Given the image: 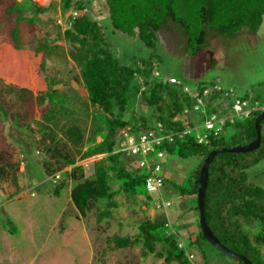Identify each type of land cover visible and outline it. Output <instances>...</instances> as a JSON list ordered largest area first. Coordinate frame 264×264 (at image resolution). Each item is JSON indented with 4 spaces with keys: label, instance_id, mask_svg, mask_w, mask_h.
<instances>
[{
    "label": "trees",
    "instance_id": "trees-1",
    "mask_svg": "<svg viewBox=\"0 0 264 264\" xmlns=\"http://www.w3.org/2000/svg\"><path fill=\"white\" fill-rule=\"evenodd\" d=\"M10 1L6 11L16 14L17 25L12 30L13 44L0 45V78L22 90L39 92L43 102H50L48 120L58 118L57 109L69 118L74 113L68 105L71 99L56 87L58 80L46 73L52 53L51 42L47 37L42 38L39 46L31 49L23 48L20 44L18 26L26 19L24 11L30 9L34 14H39L45 10L44 7L33 0H23L31 2L29 6H24L23 1ZM93 1L61 0L60 3L62 19L67 25L60 37L75 45L73 56L81 65L83 87L87 90L89 103L96 107V112L88 115L92 117L93 135L87 138L80 124H69L65 130L67 150L63 153L57 147L60 143L52 146V139L46 151L51 154L56 167L52 169L45 162V168L51 176L56 171H62L63 179L61 176L56 181L55 195L73 182L70 196L82 218L87 211L103 204L97 218L101 221L112 217L114 209L118 208L116 197L119 192H125L130 197L145 195L147 200L150 199L145 186V178L150 170H129V155L118 151L122 129L129 128L130 133L138 135L151 129L159 130L161 124V133L172 134V139L164 140L157 149L183 158L197 156L199 164L189 177L188 190L195 195L200 186L201 167L210 151L245 145L257 137L255 121L262 111L254 107L256 102L264 104V96L241 97L233 95V89L232 96L225 95L230 89L221 87L218 81L201 83L193 93L181 82L163 79L156 68L161 62L157 32L173 29L184 52L196 56L199 51L208 48L215 38H234L243 29L256 34L263 22L264 0H105L111 28L138 38L150 49L148 56L134 55L128 63L116 56L106 26L90 14L88 7ZM74 11H79V14L74 16ZM28 20L34 22L33 18ZM217 86L221 89H217ZM205 90L208 91L205 93ZM199 99L201 107L196 109ZM236 99L245 101L246 108L251 109L248 116L231 117ZM138 100L145 101L151 112L137 117L131 112V117L127 119L126 113L133 110ZM200 108H203L206 120L208 112L218 115L217 118L225 117L224 124L220 126L217 122L210 130L203 126V132L193 134L190 130L194 128V123L188 119V127L185 126L181 116ZM11 110L0 95V115L10 118L13 114ZM219 126L220 130L217 131ZM204 133L206 137L199 142L198 136ZM46 134L50 137L48 131ZM98 136L101 140L97 139ZM84 146L82 158L105 154L95 161L96 169L90 176H86L84 165L78 164L72 151ZM262 160L264 120L261 121V143L257 149L215 155L209 167L205 197L206 218L213 233L228 248L251 259L253 264H264V187L250 178L247 170ZM6 164L12 167L7 153L3 151L0 155V178L7 174ZM65 166L71 168L64 170ZM114 183H120L118 189L114 188ZM146 206L149 211L138 224L135 236L115 235L110 241L120 248L142 244L144 258L155 255L166 264H195L189 246L193 243L202 246L203 242L210 244L204 238L199 223L194 238L186 244L180 239L179 231L169 230L165 223L156 220L150 213L153 207L150 204ZM195 209L198 210V206ZM251 222L258 226L255 233L249 230L250 226L247 227ZM70 228L66 227L61 233L72 238ZM73 228L78 229L77 226ZM234 259L238 264H244Z\"/></svg>",
    "mask_w": 264,
    "mask_h": 264
},
{
    "label": "rangeland",
    "instance_id": "rangeland-1",
    "mask_svg": "<svg viewBox=\"0 0 264 264\" xmlns=\"http://www.w3.org/2000/svg\"><path fill=\"white\" fill-rule=\"evenodd\" d=\"M10 2L0 0V45L4 46L13 44L12 30L17 25L16 14L6 11ZM60 3L61 0H41L40 4L45 9L43 12L34 14L33 10H25L26 19L18 26L19 39L21 46L29 49L39 46L42 38L49 39L52 53L46 73L58 80L56 87L71 99L68 105L74 113L67 118L57 109L58 118L50 121L47 119L50 102H43L39 92L22 90L0 78V95L13 113L7 119L0 115V155L6 152L12 163V167L5 165L7 174L0 178V264H166L155 255L144 258L142 244L120 248L110 240L115 235L135 236L138 224L149 211L143 207L147 204L153 207L150 213L156 220L165 223L169 230L179 231L189 213L183 209L181 202L189 200L195 223L198 224L199 211L195 209L198 206L197 195L188 191L189 177L199 164L197 156L183 158L164 154L152 157L151 160L162 164L161 173L166 176L164 186L150 193L149 200L145 195L130 197L125 192H119L116 197L118 208L114 209L112 217L101 221L97 218L103 204L87 211L82 218L70 196L73 182L55 195V184L60 178L54 179L45 168V162L52 169L56 167L46 147L53 139L50 144L60 143L57 147L64 153L67 150L65 130L73 122L80 124L86 137L90 138L94 126L92 117L88 115L96 112L83 87L81 65L73 56L75 45L60 37L67 26L62 19ZM23 4L32 5L29 1H23ZM88 10L106 26L116 56L121 60L128 63L134 55H149L150 49L141 40L111 28L105 0H94ZM30 18L34 19L33 23L29 22ZM157 36L161 62L156 68L163 79L181 82L193 93L201 83L218 81L221 87L233 89V95L264 96V16L256 34L243 29L234 38H215L196 56L184 52L173 29H162ZM136 103L133 110L126 113L127 119L131 117V112L135 117L151 112L145 101L138 100ZM206 113L208 119L216 120L218 117ZM181 118L187 127L188 119L194 123V128L190 130L193 134L203 132L206 122L203 108ZM97 139L101 140L100 136ZM85 148L72 151L78 164L84 165L86 176H90L96 169L95 161L105 154L82 158ZM127 157L128 169L136 168L135 158ZM70 168L65 166L64 170ZM56 173L61 175L62 171ZM247 174L264 187V160L249 168ZM119 184L114 183V188L118 189ZM66 227H71L73 239L61 233ZM247 227L253 233L258 230L253 222ZM262 249L264 253V246ZM189 250L194 255L195 264H238L234 258L223 255L206 242L202 246L193 243Z\"/></svg>",
    "mask_w": 264,
    "mask_h": 264
},
{
    "label": "built area",
    "instance_id": "built-area-1",
    "mask_svg": "<svg viewBox=\"0 0 264 264\" xmlns=\"http://www.w3.org/2000/svg\"><path fill=\"white\" fill-rule=\"evenodd\" d=\"M41 2V0H33ZM40 1V2H39ZM71 14V13H69ZM74 16L79 14V11L73 12ZM61 23V20L59 21ZM217 89H221L220 86L216 87ZM208 90H205V93ZM232 89L228 90L225 95H231ZM246 102L240 99H236L233 105L234 113L231 117L234 116H248L251 112L250 108H246ZM201 107V99H199V104L196 105V109ZM255 109H261L264 112V104L260 105L256 102ZM186 114V113H185ZM225 117H216V120L207 119L204 127L208 130L212 129L216 122L220 123V126L224 124ZM220 126L217 128V131L220 130ZM161 127L159 130H147L140 132L138 135L132 134L129 130L121 131V135L119 138V147L118 151L125 152L127 155H132L135 157V167L140 168L142 170L149 169L150 174L145 178V186L149 193L154 191H158L161 189L165 184V176L162 175L160 172L162 171V164L160 161H153L151 160L152 157H162L165 152L162 150L157 149L164 140L172 139V134H163L162 132V125L159 124ZM187 131H184L186 133ZM199 142L206 137L204 133L202 136H198ZM54 179H59L61 177L60 174L56 173L53 175ZM170 203L168 202L167 205Z\"/></svg>",
    "mask_w": 264,
    "mask_h": 264
},
{
    "label": "water",
    "instance_id": "water-1",
    "mask_svg": "<svg viewBox=\"0 0 264 264\" xmlns=\"http://www.w3.org/2000/svg\"><path fill=\"white\" fill-rule=\"evenodd\" d=\"M264 120V112H261L257 117L255 121V127L257 131V137L245 144V145H236L230 148L223 147L220 149L212 150L208 153L206 156L204 163L200 170L199 175V182L200 186L198 188L197 198H198V210H199V225L200 229L202 230L203 236L206 240L209 241V243L220 250L222 253L234 257L236 259H239L243 261L244 264H253L251 259H249L247 256L239 254L232 249L228 248L225 244H223L219 238L213 233L211 228L208 225L207 218H206V210H205V197H206V191L209 181V167L210 164L215 157L220 152H233V153H245L248 151H253L257 149L260 146L261 143V121Z\"/></svg>",
    "mask_w": 264,
    "mask_h": 264
},
{
    "label": "crops",
    "instance_id": "crops-1",
    "mask_svg": "<svg viewBox=\"0 0 264 264\" xmlns=\"http://www.w3.org/2000/svg\"><path fill=\"white\" fill-rule=\"evenodd\" d=\"M181 204L183 209L189 213L187 217L184 218L185 220L182 222L183 225L179 227L180 239L184 240V242L188 244L190 242V239L194 238L195 234L197 233L198 224L195 223L196 219L194 217V212L192 211L193 208L191 207L189 200L183 199ZM143 207L149 209L146 205Z\"/></svg>",
    "mask_w": 264,
    "mask_h": 264
}]
</instances>
